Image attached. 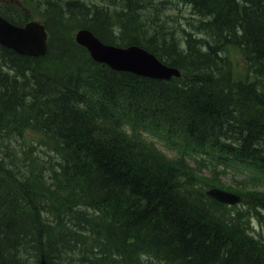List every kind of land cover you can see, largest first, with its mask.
Masks as SVG:
<instances>
[{"label":"trees","instance_id":"16d2710c","mask_svg":"<svg viewBox=\"0 0 264 264\" xmlns=\"http://www.w3.org/2000/svg\"><path fill=\"white\" fill-rule=\"evenodd\" d=\"M167 2H0V16L21 26L35 13L48 35L36 58L0 46V264L41 253L48 264H264V236L249 226L253 216L264 227V191L228 188L244 208L228 207L205 195L223 188L217 178L196 171L204 155L264 176V0H177L209 42L169 18ZM78 29L138 45L181 76L111 70L75 43Z\"/></svg>","mask_w":264,"mask_h":264},{"label":"water","instance_id":"95a60500","mask_svg":"<svg viewBox=\"0 0 264 264\" xmlns=\"http://www.w3.org/2000/svg\"><path fill=\"white\" fill-rule=\"evenodd\" d=\"M46 38L43 25L37 22L31 21L23 26H15L0 16V44L19 55L33 57L44 55ZM75 41L87 49L95 62L106 64L113 70L130 72L152 79L168 80L171 77L180 76L176 68L163 64L138 46L107 45L86 29L76 32ZM207 194L223 203L234 204L240 201L237 195L218 189H210ZM39 264H47L44 257H41Z\"/></svg>","mask_w":264,"mask_h":264},{"label":"rangeland","instance_id":"374dc122","mask_svg":"<svg viewBox=\"0 0 264 264\" xmlns=\"http://www.w3.org/2000/svg\"><path fill=\"white\" fill-rule=\"evenodd\" d=\"M6 0H0V2H3ZM165 14L169 18H174L177 20L181 26L185 27L186 29H189L190 31H193L194 29L192 28V24H197V20L193 15L190 14V9L189 7L176 3L175 0H170L166 4V11ZM173 19V20H174ZM31 20H39V17L37 14L33 13L31 16ZM173 25V23H170ZM168 26L166 27L169 32L173 31L176 35H178V32L174 26ZM175 25V24H174ZM177 26V25H176ZM199 30V29H198ZM196 31V30H195ZM164 33L166 31L164 30ZM197 35H203L201 32L196 31ZM226 55L229 58V63H230V70L235 79H240L243 80L246 78L247 73H246V68L244 65V62L239 54V51L235 47H229L226 51ZM27 140H35L38 141V136L35 135L34 133H27L26 134ZM165 153L168 155H172L169 150L166 148L162 147L161 148ZM38 151V150H37ZM41 157L45 158L46 161L52 163L54 160L51 159L48 155H44L43 153H39ZM220 167V166H219ZM223 169V173H221L220 180L222 183L226 186L229 187H238L242 186L245 189H257V190H264V179L259 178V180L255 179L257 177V174L246 168L242 167H236V166H223L220 167ZM221 170V169H218ZM198 173L201 174L202 176L205 175H210V172L207 169H202L198 170ZM254 230L255 232H260L261 230L259 229L257 224H254Z\"/></svg>","mask_w":264,"mask_h":264},{"label":"bare ground","instance_id":"6f19581e","mask_svg":"<svg viewBox=\"0 0 264 264\" xmlns=\"http://www.w3.org/2000/svg\"><path fill=\"white\" fill-rule=\"evenodd\" d=\"M175 1H176V3H178L177 0H175ZM187 7H188V6H187ZM189 9H190V8H189ZM143 11L146 13V15H148V14H147V10H146V8H143ZM162 20H163V23L166 25L165 28L168 27V26H170V25H172V24H170V21H169L168 19L163 18ZM164 21H165V22H164ZM142 22H144V21H142ZM171 22H172V21H171ZM172 23H173L172 26H174L175 29H176L178 32L180 31L179 33H181V28L178 27V26H176V25H174V22H172ZM150 25H151V24H150ZM193 29H194V30L191 31V32H193L194 34H196V31L201 32V33L203 34V35H200V36L196 34V36H197L198 38L203 39L205 42H209V39H208L207 35H206L204 32L199 31L198 28H193ZM195 30H196V31H195ZM161 33L164 34V32H163L162 29H161ZM149 34H151V33H149ZM184 43H185V41H184ZM202 46H203V45H202ZM228 46H229V45H228ZM203 47H204V46H203ZM226 47H227V46H226ZM184 48H185V47L183 46L182 49H184ZM221 55L224 56V53H221ZM35 158H36L37 161H44L46 165L50 164V162H47L46 160H41V159H39V158L36 157V156H35ZM53 162H54V161H53ZM41 257H44V255H43L42 253H41L40 256H39V259H38L37 264L40 262Z\"/></svg>","mask_w":264,"mask_h":264}]
</instances>
